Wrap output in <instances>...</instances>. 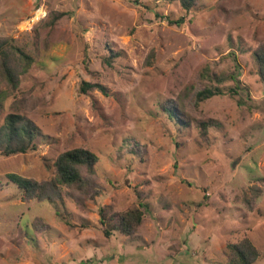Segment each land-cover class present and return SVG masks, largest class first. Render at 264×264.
Wrapping results in <instances>:
<instances>
[{
	"label": "rangeland",
	"instance_id": "rangeland-1",
	"mask_svg": "<svg viewBox=\"0 0 264 264\" xmlns=\"http://www.w3.org/2000/svg\"><path fill=\"white\" fill-rule=\"evenodd\" d=\"M0 37L32 59L16 88L0 75V126L39 127L35 149L0 152V264H229L244 237L264 264V0H0ZM207 86L224 93L197 103ZM76 147L99 157L82 201L27 198L8 176L50 178ZM103 206L145 213L107 235Z\"/></svg>",
	"mask_w": 264,
	"mask_h": 264
},
{
	"label": "trees",
	"instance_id": "trees-1",
	"mask_svg": "<svg viewBox=\"0 0 264 264\" xmlns=\"http://www.w3.org/2000/svg\"><path fill=\"white\" fill-rule=\"evenodd\" d=\"M185 10H191L196 0H180ZM183 21V19H181ZM254 63L258 74L264 80V43H261L253 53ZM31 57L14 44L12 37H0V75L1 80H7L13 88L18 86L19 75L28 69ZM20 68V64H23ZM26 66V67H25ZM235 85L230 88L231 94L240 93L239 76H234ZM94 88L108 95L107 86L100 82L83 81L82 92ZM223 90L216 86L214 89L207 86L197 92L196 102L200 103L214 95L223 94ZM241 101V100H240ZM170 107H166L168 114L173 117L177 111V105L172 101ZM202 129L207 130V122ZM206 132V131H204ZM39 133L38 125L27 115L22 113H9L4 123L0 126V152L6 155L26 153L36 148V138ZM99 161L98 155L88 147H76L61 152L54 162V175L44 180H36L22 176L18 173H9V178L24 191L27 198L40 200L64 201L63 196H71L80 200V193H89L92 189L99 192L98 185L93 179L97 176L95 167ZM141 200L140 206L146 207ZM101 223L105 225L104 232L112 234L118 230L124 234L132 235L141 224L144 210L131 208L124 212L113 213L111 207L103 206L99 209ZM229 264H252L261 256V252L253 241L244 237L238 242L228 244Z\"/></svg>",
	"mask_w": 264,
	"mask_h": 264
}]
</instances>
